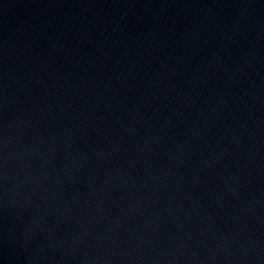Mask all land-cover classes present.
<instances>
[{
	"label": "water",
	"instance_id": "1",
	"mask_svg": "<svg viewBox=\"0 0 264 264\" xmlns=\"http://www.w3.org/2000/svg\"><path fill=\"white\" fill-rule=\"evenodd\" d=\"M0 264H264V0H0Z\"/></svg>",
	"mask_w": 264,
	"mask_h": 264
}]
</instances>
